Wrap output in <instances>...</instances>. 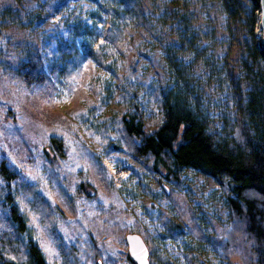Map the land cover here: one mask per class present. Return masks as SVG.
<instances>
[{
    "label": "rangeland",
    "instance_id": "rangeland-1",
    "mask_svg": "<svg viewBox=\"0 0 264 264\" xmlns=\"http://www.w3.org/2000/svg\"><path fill=\"white\" fill-rule=\"evenodd\" d=\"M98 1L62 7L63 0H0V159L19 174L13 183L0 177V214L7 215L11 196L48 264H62L61 242L67 250L77 248V264H132L131 233L144 238L150 264H257L240 237L222 253L231 220L228 189L194 170L184 171L178 183L168 181L121 141L123 110L139 101L147 126L154 127L158 95L174 85L166 51L178 44L180 25L174 17L163 19L171 13L168 0H142L155 32L127 28L132 48L111 60L114 75L89 66L72 95L62 88L53 99L16 79L18 66L33 54L49 68L61 49L88 45L96 28L107 29L113 2ZM198 20L205 28L199 12ZM53 137L62 140V155L52 147ZM25 184L50 205L49 221L24 202Z\"/></svg>",
    "mask_w": 264,
    "mask_h": 264
},
{
    "label": "trees",
    "instance_id": "trees-1",
    "mask_svg": "<svg viewBox=\"0 0 264 264\" xmlns=\"http://www.w3.org/2000/svg\"><path fill=\"white\" fill-rule=\"evenodd\" d=\"M71 1L78 0H63L62 7ZM168 1L171 13L163 19L174 17L180 25L174 29L178 44L166 51L174 85L158 95L154 127L147 126L139 101L123 110L121 141L154 173L163 170L168 181L178 183L184 171L194 170L228 189L231 220L222 253L225 255L240 237L252 247L256 263L264 264V46L257 34L260 2ZM112 2L110 26L96 28L88 45H67L49 68L43 56L35 53L18 66L16 79L29 89L45 90L53 99L62 88L72 95L85 82L89 66L114 75L111 60L119 54L128 56L132 48L127 28L135 25L154 33L155 27L144 13L142 0ZM198 12L207 23L203 29L198 26ZM233 28L238 29V39ZM51 145L63 154L61 139L53 137ZM0 177L8 183L19 179L5 158L0 159ZM22 189L29 209L44 223L49 221L53 214L48 202L33 186L25 184ZM11 198L7 215L0 214V264H48ZM60 255L62 264H77V248L67 250L61 242Z\"/></svg>",
    "mask_w": 264,
    "mask_h": 264
},
{
    "label": "water",
    "instance_id": "water-1",
    "mask_svg": "<svg viewBox=\"0 0 264 264\" xmlns=\"http://www.w3.org/2000/svg\"><path fill=\"white\" fill-rule=\"evenodd\" d=\"M259 2V28L262 31V43L264 46V0H259ZM126 242L128 244L130 257L136 264H150V251L141 235L135 233L128 234L126 237Z\"/></svg>",
    "mask_w": 264,
    "mask_h": 264
},
{
    "label": "bare ground",
    "instance_id": "bare-ground-1",
    "mask_svg": "<svg viewBox=\"0 0 264 264\" xmlns=\"http://www.w3.org/2000/svg\"><path fill=\"white\" fill-rule=\"evenodd\" d=\"M257 34H258L259 36H261V40H262V31H261L260 28L257 30ZM262 44H263V43H262Z\"/></svg>",
    "mask_w": 264,
    "mask_h": 264
}]
</instances>
